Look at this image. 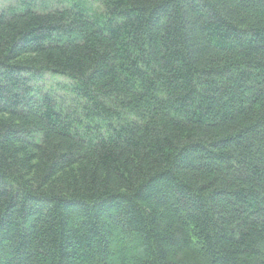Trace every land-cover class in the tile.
<instances>
[{
  "label": "trees",
  "instance_id": "obj_1",
  "mask_svg": "<svg viewBox=\"0 0 264 264\" xmlns=\"http://www.w3.org/2000/svg\"><path fill=\"white\" fill-rule=\"evenodd\" d=\"M0 264H264V0H0Z\"/></svg>",
  "mask_w": 264,
  "mask_h": 264
}]
</instances>
